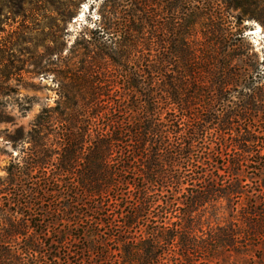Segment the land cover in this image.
<instances>
[{
    "label": "trees",
    "instance_id": "obj_1",
    "mask_svg": "<svg viewBox=\"0 0 264 264\" xmlns=\"http://www.w3.org/2000/svg\"><path fill=\"white\" fill-rule=\"evenodd\" d=\"M34 1L33 8L22 9L19 14L25 19L24 33L41 34L43 20L51 17L50 14L56 15L50 27L54 45H48L44 54L24 63L32 62L38 74L53 76L59 101L57 107L38 117L27 135L18 132L17 142L23 147L5 169L7 176L0 178V264H68L55 255L60 251L59 247L65 245L64 234L57 233L60 238L49 242L50 231L43 229L46 222L38 221L37 215L32 214L43 211L46 199L52 197L56 200L48 204L56 206V222L62 220V215L69 214L78 221L88 218L87 213L72 214L75 206L89 208L87 201L95 203L97 207L92 211L106 219L113 218L110 213L115 206L118 212L122 211L115 213L116 220H123L128 236L151 210L161 208L164 213L159 216L153 240L136 244L130 238L124 239L126 248L122 253L123 264H157L159 248H167L165 254L168 253L176 237L167 231L166 221L168 211L176 210L177 204L169 199L161 205L160 196L153 198V189L163 190L161 194L169 193V190L179 194L182 182L188 176L180 171L184 169L188 173L192 166L196 171L202 169L194 155L197 144H201L200 136L207 130L200 120L202 117L192 114V107L195 100L201 102L203 99L205 105L210 99L206 87L209 83L201 82L206 87L201 88L204 95L200 96L201 92L196 90L201 85V76L197 75L200 67L205 68L203 73L206 74V67L214 58L205 56L204 65H200L194 53L179 51L175 40L176 50H166L162 34L172 32L175 36L176 32L182 31L173 20L163 25L161 13L166 9L160 12L161 0H106L99 26L92 30L85 28L71 45L69 56L63 57L62 47H67V43L59 48L55 38L60 40L65 27L71 23L72 10L62 6L52 11L43 3L45 0ZM207 1L173 0L171 9L175 12L178 8L192 7L191 12H185L193 19ZM27 21L36 23L25 27ZM194 24L189 21L183 31L187 32ZM25 40L30 45L35 42L32 38ZM31 50L24 52L30 54ZM80 54L86 61L71 68L70 62ZM43 60L46 66L41 63ZM228 73H231L228 79L218 86L219 94L233 88L229 82L233 73ZM188 80L192 82L188 83ZM183 117L188 121L182 122ZM9 120L0 115V124ZM56 126L61 133L55 143L51 142L49 131ZM253 140L256 142L253 138L244 139L245 143ZM50 145L57 146L55 159L49 155ZM231 165L232 172H237L241 164ZM207 176L201 172L196 174L195 180L200 182ZM30 183L31 191L36 192L26 200L24 192L26 184ZM217 193L211 185L201 193H193L184 218L191 216L203 202L214 200ZM127 196L136 198L137 202L125 213L123 206ZM256 214L258 222L253 229L262 235L264 212ZM103 220L97 223V230L106 228ZM162 220L165 222L161 228L158 224ZM181 230L185 234L180 239L184 251L189 234L185 233L186 228ZM97 237L95 230L87 233L88 246L81 254L97 251ZM193 243V251L206 249L204 242L193 239ZM47 249H50V255L44 256Z\"/></svg>",
    "mask_w": 264,
    "mask_h": 264
},
{
    "label": "rangeland",
    "instance_id": "obj_2",
    "mask_svg": "<svg viewBox=\"0 0 264 264\" xmlns=\"http://www.w3.org/2000/svg\"><path fill=\"white\" fill-rule=\"evenodd\" d=\"M34 2L0 0V115L10 119L9 122L0 124V178L3 179L7 176L5 169L17 158L23 147L21 142H17L18 132L27 135L38 117L44 111L57 107L59 101L57 87L52 83L53 76L38 74L32 62L24 63L44 54L48 45H54L50 27L56 15L50 14L51 17L43 20L41 28L44 31L41 34L24 33L25 19L19 14L22 9L33 8ZM161 2L160 12L166 9L161 13L163 25L172 23L173 20L183 32V35L182 32H176L175 36L172 32L162 34L166 50H176L177 47L179 51L192 52L199 58L200 65H204L205 56L214 59L209 61L206 74L203 73L205 68L200 67V74L197 75L201 76L200 83H209L206 87L213 94L207 92L210 99L205 105V100H195L192 107V114L202 117L200 120L207 130L200 136L201 144H197L194 155V160L205 170L196 171L192 166L187 173L182 169L180 173L188 176L183 180L179 194L171 190L161 194L163 190L158 187L153 189V198L160 196L161 205L171 199L177 204L176 210L178 207L180 209L177 212L168 211L166 228L168 232L170 230V234H176V237L168 253L165 254L167 248H159L157 264H264V234L260 235L253 229L258 222L255 213L259 215L264 212V0H208L200 6L197 19L190 18L185 12H191L192 7H185L183 10L178 8L173 12V0ZM43 3L52 11L62 6L72 10L71 23L65 27L60 40L55 38L59 48L64 42L67 43V47H62L63 57H67L71 45L85 28L92 30L99 26L100 15L105 13L106 0H45ZM189 21H194L195 24L184 32ZM30 22L27 21L25 27L36 23ZM25 38L35 39L34 44H27L28 40ZM174 40L177 41L176 47ZM30 48V54L24 52ZM85 61V57L80 54L73 58L70 67H79ZM41 63L46 66L45 60ZM228 72L233 73V81L229 80L233 88L228 93L219 94L218 86L231 75ZM203 87L202 83L200 89L196 87L201 92L200 96L204 95L201 90ZM175 113L180 114L178 111ZM183 121L187 122L188 119L183 117ZM49 133L51 142L56 143L61 131L56 126ZM250 138L256 142L253 140L245 143L244 139ZM50 146L49 155L55 159L57 146ZM235 162H240L242 166L237 172H232L231 164ZM201 172L208 176L205 180L196 182L195 176ZM36 181L37 179L34 184ZM31 184H26V200H30L36 192L31 191ZM209 185L218 191L216 198L203 202L191 216L184 218L188 212L186 205L192 201L190 196L201 193ZM18 190L22 191L21 187ZM46 200L43 211H33L32 214L37 215L38 221L46 222L43 229L50 231L49 242L60 238L57 233L64 234L67 239L65 245L60 246V251L55 252V255L68 264H123L122 253L126 248L124 239L130 238L136 244L153 240L159 216L164 213L161 208L151 210L148 217L143 218L128 236L123 228V220H116L115 213L121 214L122 211L118 212L115 206L110 213L114 219L95 214L92 210L96 209V204L87 201L89 208L75 206L72 214L87 213L88 218L83 217L82 221H78L79 219L76 220L69 214L62 215V220L56 222V206L48 204L56 198ZM136 202V198L127 196L123 206L125 213ZM250 213L253 214L249 215ZM102 219L107 226L97 230V223ZM164 222L162 220L158 227L162 228ZM170 224L175 226L171 227ZM182 228H186L184 232L189 234L188 246L184 251L180 240L185 235ZM90 230L97 231L95 243L99 244L98 249L81 254V250L88 246L85 236ZM193 239L198 243L204 242L206 249L193 251ZM49 252L50 249H47L44 256H49Z\"/></svg>",
    "mask_w": 264,
    "mask_h": 264
}]
</instances>
